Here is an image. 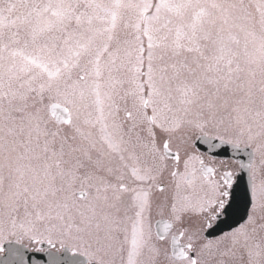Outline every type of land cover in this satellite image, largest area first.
<instances>
[{"label": "rangeland", "instance_id": "obj_1", "mask_svg": "<svg viewBox=\"0 0 264 264\" xmlns=\"http://www.w3.org/2000/svg\"><path fill=\"white\" fill-rule=\"evenodd\" d=\"M24 3L38 9L15 15V0H0V242L47 239L99 257L110 240L107 176L87 174L86 200L74 198L84 172L64 169L58 127L15 104L32 89L68 107L69 137L100 154L96 164L109 162L110 95L127 79L139 102L144 87L162 98L165 128L243 139L264 166V0ZM256 189L262 204L264 174Z\"/></svg>", "mask_w": 264, "mask_h": 264}, {"label": "flooded vegetation", "instance_id": "obj_2", "mask_svg": "<svg viewBox=\"0 0 264 264\" xmlns=\"http://www.w3.org/2000/svg\"><path fill=\"white\" fill-rule=\"evenodd\" d=\"M126 80H120L124 86L110 95L114 130L107 165L92 162L100 154L89 151L86 142H73L70 123H54L62 130L64 169L77 175L84 172L74 184V198L86 200L87 174L107 176L103 185L111 195L110 240L101 249L104 253L90 256L83 252L85 247L56 242L46 247L47 239L5 241L24 244L29 251L59 254L66 246L71 255L85 257L79 264H134L153 256L150 264H264V201L261 204L256 189L264 166L256 146L189 125L165 128L162 98L153 102L144 87L139 102L137 93L128 91ZM204 137L252 149L247 207L243 190L235 189L239 162L199 149L197 140ZM69 195L65 188L66 202ZM64 208L72 210L68 204ZM2 242L0 259L5 255Z\"/></svg>", "mask_w": 264, "mask_h": 264}, {"label": "water", "instance_id": "obj_3", "mask_svg": "<svg viewBox=\"0 0 264 264\" xmlns=\"http://www.w3.org/2000/svg\"><path fill=\"white\" fill-rule=\"evenodd\" d=\"M49 115L59 123H68L70 120L69 112L67 108L57 102H51L48 106ZM214 142L215 146L206 145V150L211 149L216 153L212 155L216 156H224V157H231L239 162L240 164V173L237 177L235 189L236 190H243V193L247 197V204L245 207L248 206V200H250L251 195V181L249 177V166L251 162L252 152L250 148H241L237 147L232 144H227L221 141H208ZM209 144V143H208ZM203 149V148H202ZM203 149V150H205ZM79 197L81 195L79 194ZM2 247L7 249L8 255L4 259L0 260V264H4L3 260L7 258V263H11L14 260L15 264H76L79 262L78 256H69L67 247H64L62 255L57 256L52 254L51 252L46 253H37V252H29L27 249L23 247H16L3 244Z\"/></svg>", "mask_w": 264, "mask_h": 264}, {"label": "trees", "instance_id": "obj_4", "mask_svg": "<svg viewBox=\"0 0 264 264\" xmlns=\"http://www.w3.org/2000/svg\"><path fill=\"white\" fill-rule=\"evenodd\" d=\"M19 0H15V15H17L18 12H24V13H30L28 11H35L38 9V3L33 4H27V6L24 3V0L20 3ZM260 86L264 89V78L261 79ZM9 90L15 91V88H10ZM22 98V99H21ZM20 99H17L15 101V104L17 103L20 106V112L22 115H30L37 117L39 120L41 119L43 123H51V119L48 116L46 106L49 102L50 98L47 95V92L44 91H37L36 89H32L31 92L26 93L23 97ZM20 100V101H19ZM11 106V105H10ZM60 132V129L58 130ZM58 132V134H55V141H60L61 135Z\"/></svg>", "mask_w": 264, "mask_h": 264}]
</instances>
